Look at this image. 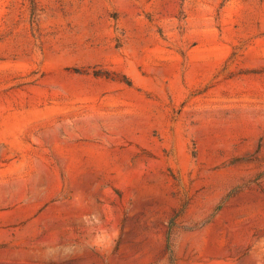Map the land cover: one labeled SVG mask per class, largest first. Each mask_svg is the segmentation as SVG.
Returning a JSON list of instances; mask_svg holds the SVG:
<instances>
[{
  "label": "rangeland",
  "instance_id": "rangeland-1",
  "mask_svg": "<svg viewBox=\"0 0 264 264\" xmlns=\"http://www.w3.org/2000/svg\"><path fill=\"white\" fill-rule=\"evenodd\" d=\"M4 105L0 264H264V0H0Z\"/></svg>",
  "mask_w": 264,
  "mask_h": 264
},
{
  "label": "bare ground",
  "instance_id": "bare-ground-1",
  "mask_svg": "<svg viewBox=\"0 0 264 264\" xmlns=\"http://www.w3.org/2000/svg\"><path fill=\"white\" fill-rule=\"evenodd\" d=\"M210 53L206 51L197 52L196 57L206 59L209 55H211ZM253 56L261 57L262 53L254 51ZM9 109L10 107H7L5 105L0 109V139H7L9 137L16 138L18 134L21 119L19 118V115L17 113H12Z\"/></svg>",
  "mask_w": 264,
  "mask_h": 264
}]
</instances>
